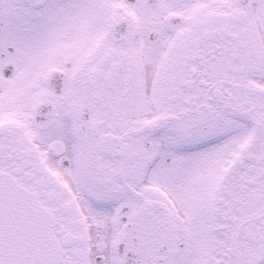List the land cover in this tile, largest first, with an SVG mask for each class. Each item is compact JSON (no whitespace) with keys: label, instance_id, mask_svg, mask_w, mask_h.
<instances>
[{"label":"snow or ice","instance_id":"obj_1","mask_svg":"<svg viewBox=\"0 0 264 264\" xmlns=\"http://www.w3.org/2000/svg\"><path fill=\"white\" fill-rule=\"evenodd\" d=\"M0 264H264V0H0Z\"/></svg>","mask_w":264,"mask_h":264}]
</instances>
